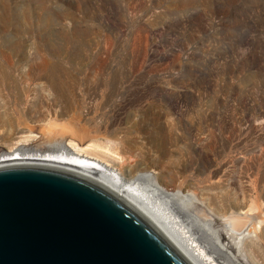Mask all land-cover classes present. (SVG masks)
<instances>
[{"label":"rangeland","instance_id":"374dc122","mask_svg":"<svg viewBox=\"0 0 264 264\" xmlns=\"http://www.w3.org/2000/svg\"><path fill=\"white\" fill-rule=\"evenodd\" d=\"M1 69L0 154L97 145L194 196L225 245L247 216L233 252L264 264V0H0Z\"/></svg>","mask_w":264,"mask_h":264},{"label":"water","instance_id":"95a60500","mask_svg":"<svg viewBox=\"0 0 264 264\" xmlns=\"http://www.w3.org/2000/svg\"><path fill=\"white\" fill-rule=\"evenodd\" d=\"M0 264H187L101 187L35 166L0 169Z\"/></svg>","mask_w":264,"mask_h":264},{"label":"bare ground","instance_id":"6f19581e","mask_svg":"<svg viewBox=\"0 0 264 264\" xmlns=\"http://www.w3.org/2000/svg\"><path fill=\"white\" fill-rule=\"evenodd\" d=\"M0 73L4 76L7 75L9 71L1 69ZM11 84L15 85V81ZM58 84L59 82L47 81L38 85L37 88L33 86L31 88L30 86V89L33 91L34 88L35 94L36 92L40 94V92H43L47 88L59 91V88L62 86L58 87ZM60 84H62V82ZM25 87H27V85ZM15 89H17V86ZM22 90L23 92H27L23 87ZM55 91H53V93ZM34 92L32 94H34ZM55 94L57 93L55 92ZM49 95L52 96L51 94ZM45 96L46 95H44V98ZM35 97L40 98V95H35ZM46 98L48 97L46 96ZM45 100L47 102V99ZM47 105L50 106V103ZM48 109L47 107V111ZM36 113L38 116V111ZM41 113L42 112H40V114ZM40 116H42V114ZM30 129L31 128L28 130ZM14 134L12 133V136H14ZM31 135L32 134H30V136L28 135L29 137L22 136V139L19 138L18 140L16 139V141H14V139V142H11V139H13V137H11L9 143L6 142L9 140H2L6 148L8 147V151L7 153L0 154V169L17 166H35L51 168L76 175L101 187L127 205L138 216L144 219L187 264H238L241 252L238 249L233 252V248L235 244L238 246L237 243L242 242L244 238L241 229L246 226V221L248 220L247 216L241 217L235 216L234 214L233 216L230 215L223 218L230 229L228 231V239L232 241L231 244L228 243L225 245L221 242V235L211 227V222L205 211L200 209L198 205H195V201L197 202V200L194 196L182 195L177 189L166 190L159 186L155 179L150 177L146 172L135 171L123 176V171L120 170L122 174L116 172L112 168H109L108 164L101 162L102 160L100 161L103 150L97 145L80 147L71 141H69L67 145L55 143L53 148L56 149L54 152L50 153H40L37 151H29L24 148H17L19 142L28 143L30 138L32 140L35 137V135ZM51 135L52 134L49 133L47 136L51 137ZM51 144L52 143H50V145ZM198 239L201 241L202 246L198 244ZM207 249H210V252L207 251ZM250 251L252 256H256L254 248Z\"/></svg>","mask_w":264,"mask_h":264}]
</instances>
